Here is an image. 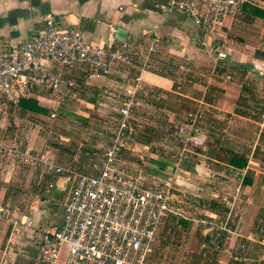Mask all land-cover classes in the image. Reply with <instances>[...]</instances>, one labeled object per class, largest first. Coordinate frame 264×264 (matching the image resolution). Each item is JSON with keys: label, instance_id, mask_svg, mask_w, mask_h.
<instances>
[{"label": "crops", "instance_id": "1", "mask_svg": "<svg viewBox=\"0 0 264 264\" xmlns=\"http://www.w3.org/2000/svg\"><path fill=\"white\" fill-rule=\"evenodd\" d=\"M50 15L61 30L80 29L93 46L131 44L136 62L115 63L108 75L95 80L77 71L72 95L58 105L65 113L73 104L97 108L99 115L77 121L74 136L80 138L64 135L49 149L42 142L41 152L75 173H98L112 135L105 116L122 105L126 88L140 75L145 89L136 97L134 122L140 133L127 139L123 153L145 160L121 157L148 185L151 176L171 179L177 213L162 223L170 216L187 220L180 245L191 254V264L264 263L259 258L264 251V0L244 5L237 22H227L216 33L172 10L169 0H0V52L41 30ZM152 38L156 51L147 69L140 70ZM217 43L230 49L219 63L248 68L244 83L218 73V63L210 69ZM35 97L49 105L45 101L56 96L37 91ZM198 107L204 110L198 122L201 133L194 134L178 163L180 130L189 129L188 114ZM25 115L43 116L32 111ZM18 119L17 107L0 94V141L9 132L13 138ZM38 143L35 136L30 147ZM234 155L246 158L247 164L233 165ZM73 182L0 153V264H49L40 256L35 228L61 225L63 210L54 202L67 198ZM183 200L190 216L176 206ZM213 201L229 208L226 216L213 208ZM192 223L200 228H189ZM208 234H214L213 241L203 240Z\"/></svg>", "mask_w": 264, "mask_h": 264}, {"label": "built area", "instance_id": "2", "mask_svg": "<svg viewBox=\"0 0 264 264\" xmlns=\"http://www.w3.org/2000/svg\"><path fill=\"white\" fill-rule=\"evenodd\" d=\"M257 0H169V6L188 16L194 24L216 33L227 22H237L241 8ZM143 55L140 70L149 66L156 51L152 38ZM216 61L227 58L230 49L222 43L213 48ZM134 46L98 47L88 43L78 28L61 30L53 16L44 27L7 51L0 52V94L17 104L22 97L36 96L37 91L54 93L65 102L76 86L77 71L88 72L95 80L106 76L115 63L133 65ZM145 86L136 76L126 88L122 105L117 109L108 148L99 172L75 173L58 164L46 152L33 154L16 145L0 144L4 156H17L25 163L40 166L45 172L74 179L67 198L54 204L63 210L60 226L42 224L35 228L40 256L49 264H149L158 244L162 221L177 213L173 205L171 179L145 176L122 161L136 97ZM204 110L198 107L188 114L189 129L180 130L181 162L194 134L201 133L198 122ZM28 225L34 222L29 220ZM66 250L65 254H62Z\"/></svg>", "mask_w": 264, "mask_h": 264}, {"label": "rangeland", "instance_id": "3", "mask_svg": "<svg viewBox=\"0 0 264 264\" xmlns=\"http://www.w3.org/2000/svg\"><path fill=\"white\" fill-rule=\"evenodd\" d=\"M217 63H219V61H213L210 65V69L214 68ZM45 103L49 104L47 106H51L53 108H56L59 104L56 97H54V100L50 102L45 101ZM90 108L73 104V106L66 111L67 113H63L64 115H62L61 113L56 112V116L52 115V112L49 115L43 114V116H22L20 115V111L17 108V115L19 119L18 125H15V134L13 138H9L11 134L9 132L7 133V140H1L0 142L5 145H16L17 148L21 150H29L32 153L35 152L33 154H38L41 152V150H43L41 147L42 142H47L48 148L45 149H49V147H52V143L57 141L61 142V137L64 135H69L70 138L76 137L78 139L80 138V136L74 135H77L75 131L78 130L79 127V123L77 122L78 120L80 121L79 117L84 115H99L97 108ZM109 112L110 113L106 114L105 116L107 119V124L105 126L106 131L111 134L114 127L115 117L117 116V110L111 109L109 110ZM136 117L137 111L136 109H134L130 123L131 129L128 139H136L138 134L140 133L136 128V123H134ZM64 131L70 133H65ZM106 131L101 135H105ZM35 136L36 139L40 140V143H38L37 145L35 144L34 147H30V140L35 138ZM37 150L38 153H36ZM138 152L141 154L140 151ZM122 156L125 159H135V163L137 159H141L143 161L145 160L144 157H141L142 155H131L129 153H123ZM123 158L122 161H124ZM230 191H233V189H230ZM180 194H182V192H180ZM176 206L180 208V211L183 215H191L188 208L189 203L186 200L180 201L179 205L177 204ZM180 218L184 217L170 216L162 223L160 228V243L159 246L157 245V249L155 248L154 255L151 258L149 264H191L188 261L191 258V254H188L186 250L180 245L184 239V226L180 221H178V219L180 220ZM189 228H199V223H192L191 226L189 224ZM63 254H65V250L63 251ZM259 255V258L264 261V251L260 252ZM194 264H202V262L201 260H198L195 261Z\"/></svg>", "mask_w": 264, "mask_h": 264}, {"label": "trees", "instance_id": "4", "mask_svg": "<svg viewBox=\"0 0 264 264\" xmlns=\"http://www.w3.org/2000/svg\"><path fill=\"white\" fill-rule=\"evenodd\" d=\"M247 69L248 68L243 65H226L222 62L218 63L215 67V70L218 73H224L226 75H230L232 79L240 83L245 82L248 71ZM86 75H88V72L86 73ZM10 104L18 108V110L20 111V115H25L29 111H32L33 113H37V114H46V115H49L52 112L51 114L54 116H56L58 112L61 113L62 115H64L63 113H65L62 104L58 105L56 108H53L51 106H47L46 104H42L39 101V99L36 98L35 96L22 97L19 103L17 104L10 103ZM81 117L82 116H80L79 119H81ZM130 129L131 128L129 127L128 136L130 135ZM65 133H70V132H65ZM65 136H69V135H65ZM62 147H66V146H64L62 143ZM231 163L233 165L240 167L247 164V159L239 155H234L231 159ZM213 205H214L213 208L216 209L221 216H226L227 213L229 212V208L225 205H219L218 202H214V201H213ZM180 222L183 224L184 228L187 227V220L185 218H180ZM214 237H215L214 234L213 235L208 234L205 238H203V240L207 239L208 241H213ZM203 250L207 251L208 249L203 248Z\"/></svg>", "mask_w": 264, "mask_h": 264}]
</instances>
